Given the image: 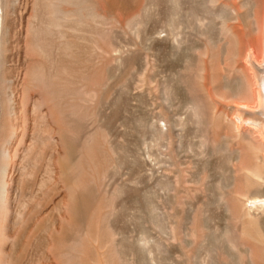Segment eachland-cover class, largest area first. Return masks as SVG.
<instances>
[{
    "label": "rangeland",
    "instance_id": "rangeland-1",
    "mask_svg": "<svg viewBox=\"0 0 264 264\" xmlns=\"http://www.w3.org/2000/svg\"><path fill=\"white\" fill-rule=\"evenodd\" d=\"M6 4L2 89L40 106L0 264H264V146L233 122L264 118V0Z\"/></svg>",
    "mask_w": 264,
    "mask_h": 264
},
{
    "label": "bare ground",
    "instance_id": "bare-ground-1",
    "mask_svg": "<svg viewBox=\"0 0 264 264\" xmlns=\"http://www.w3.org/2000/svg\"><path fill=\"white\" fill-rule=\"evenodd\" d=\"M8 12L6 0H0L1 56L5 55L3 36ZM257 44L259 43L257 42ZM258 46L254 47V57L259 66L264 68V60L259 62L261 50ZM23 96L27 100L23 99L21 109H19L14 90L7 97L2 89V70L0 69V241L15 237L12 232L16 231V228L22 224L17 206L18 196L13 195L16 185H14L15 175H22L29 162L33 161L32 147L30 144L28 145V139L30 138L31 142L33 141V136L30 135L31 126L34 130L40 103L29 100L31 98L28 99L29 94L27 92H23ZM251 98L254 100L253 104H240V108L246 110L248 114H257L264 117V78L259 84V89L251 91ZM233 122L238 130H241L240 126H244L253 132L256 141L261 142L264 146V118L261 122H256L250 119L245 120L241 115H238ZM247 202L252 210L264 208V198L252 197Z\"/></svg>",
    "mask_w": 264,
    "mask_h": 264
}]
</instances>
